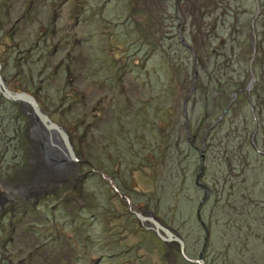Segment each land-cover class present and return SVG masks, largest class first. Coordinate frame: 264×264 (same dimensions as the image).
Wrapping results in <instances>:
<instances>
[{
    "label": "rangeland",
    "instance_id": "1",
    "mask_svg": "<svg viewBox=\"0 0 264 264\" xmlns=\"http://www.w3.org/2000/svg\"><path fill=\"white\" fill-rule=\"evenodd\" d=\"M255 1L0 0L3 75L67 129L76 153L48 157L26 107L0 93V264H188L135 213L156 215L199 259L204 198L209 239L218 231L206 264H224L227 239L239 242L225 263L264 264V155L252 145L255 131L264 150V0L257 16Z\"/></svg>",
    "mask_w": 264,
    "mask_h": 264
},
{
    "label": "water",
    "instance_id": "2",
    "mask_svg": "<svg viewBox=\"0 0 264 264\" xmlns=\"http://www.w3.org/2000/svg\"><path fill=\"white\" fill-rule=\"evenodd\" d=\"M256 2V6H257V12H255V16H257L260 12V6L258 5V0L255 1ZM251 37L252 38V53L253 55L251 56V61H250V65H249V70H250V83L247 87V91L250 92L251 89L254 88L255 85V80H256V72L253 69V64L255 61V53H256V43H257V38H256V27H255V22L251 23ZM3 63L0 60V93L1 95L6 98L9 101H13L14 103H21L23 106L26 107V112L30 114V117L36 119V121H38L39 123V130H41V132L43 133V138H48L49 141L50 139H52V136H54L55 134L57 135V139L59 137V141H60V147H58V143L56 140L54 143H52L53 145H55V147H57L58 150L57 151L58 154L62 155V154H66V157L70 156L71 159L73 160L76 157V153L74 151V144L71 141V137L69 135V132L67 131V129L60 125L58 122L53 121L50 117V114L48 112H46L45 109H43L40 105V101H38L37 97L32 93L25 91V90H21L17 91L15 89H13L12 87H10V83L7 82L6 78L3 75ZM249 100L251 102V95H249ZM21 105V106H22ZM252 106V115L255 117V113H254V105ZM30 110H29V108ZM185 115L187 116V112L185 111ZM188 117V116H187ZM33 130V128H32ZM255 133V131H254ZM253 133L252 136V145L255 149V151L259 152L260 154L264 155V150L260 149L259 145L256 144V140H255V134ZM56 153V154H57ZM62 153V154H61ZM47 154L48 157L50 158H54V154H53V149H49L47 150ZM202 161L205 159V157L202 155L201 156ZM203 188L207 190V187L202 184ZM206 198L202 199V202L200 203L199 207H198V220L201 223V225L204 228V231L206 232V236L204 238V247L201 251V255L199 259H195L192 258L190 255L186 254V243L184 241L183 236L176 232L173 228L169 227L168 225H164V223H162L160 221V219L154 215L153 213L149 212V211H144L147 213H135L138 216V219L140 221V224L144 227L147 228V230L152 231L153 234L157 235V237L165 244L167 243H171V242H175L176 244H179L180 247V252L183 255V257L189 262L194 263V264H206L205 259H204V250L206 249L207 245H208V238H209V234L210 232L208 231V227L205 223V221H203L202 219V204L204 203Z\"/></svg>",
    "mask_w": 264,
    "mask_h": 264
},
{
    "label": "trees",
    "instance_id": "3",
    "mask_svg": "<svg viewBox=\"0 0 264 264\" xmlns=\"http://www.w3.org/2000/svg\"><path fill=\"white\" fill-rule=\"evenodd\" d=\"M1 41H4L3 39H1ZM159 159V158H158ZM245 207V206H244ZM248 207H249V204H248ZM238 210V209H237ZM260 210H262V211H264V208H259V211ZM191 211V210H190ZM239 212V211H238ZM246 215V214H244L243 212H240L238 215ZM235 216V215H234ZM255 217H253L252 219H251V221L252 222H255ZM260 219V223H261V225H264V215L263 214H261V217L259 218ZM231 220H234V221H238L236 218H234V217H231ZM230 220V221H231ZM199 221V220H198ZM227 224H230V222H228ZM257 229H258V227H257ZM208 231H209V229H208ZM259 231L261 232V230L259 229ZM213 233H212V235H211V238L209 239L208 238V245H209V241L210 242H215V243H218L217 242V234H218V231H217V229H215V231H212ZM209 237H210V234H209ZM260 238H262V240L264 241V231H262V233H258L257 234V240L258 239H260ZM239 239H233V240H231V242L227 239V244L224 242V239H223V244L221 245L220 244V246H218V247H220V252L222 251V253H221V256H222V262L224 263V264H228V263H225L224 261H225V259L226 258H229V255H228V253L227 252H225V247L227 246V251H228V248H229V246H231L232 245V243L233 242H235V243H237V242H239L238 241ZM258 241H260V240H258ZM220 242H221V240H220ZM244 242H245V244L246 245H248V244H250V242H251V240H250V234H247L246 235V238L244 239ZM1 243V242H0ZM47 244V243H46ZM45 244V245H46ZM207 245V246H208ZM207 248V247H206ZM206 250V249H205ZM204 250V251H205ZM256 258H257V255H256V253H255V255H254ZM254 258V257H253ZM185 259L183 258V261H184ZM243 260V259H242ZM241 260V261H242ZM186 261V260H185ZM187 262V261H186ZM188 264H189V262H187ZM232 263V262H231ZM232 264H235V262L234 263H232Z\"/></svg>",
    "mask_w": 264,
    "mask_h": 264
},
{
    "label": "bare ground",
    "instance_id": "4",
    "mask_svg": "<svg viewBox=\"0 0 264 264\" xmlns=\"http://www.w3.org/2000/svg\"><path fill=\"white\" fill-rule=\"evenodd\" d=\"M34 127H33V130L35 129L36 130V132L39 130V123L36 121V119H34ZM40 132H41V130H39ZM38 133V132H37ZM42 133V132H41ZM43 134V133H42ZM42 150L43 149H53V153H57V151H55V150H58L57 149V147H55V145H53L52 143H54L56 140H58L57 139V135L55 134L54 136H52V139H50V141H49V139L48 138H43V136H42ZM57 143H58V147H60L59 145H60V141L58 140V141H56ZM55 144V143H54ZM55 149V150H54ZM46 154H47V152H46ZM62 154V153H61ZM57 155V154H56ZM64 156H65V154H63ZM65 158L67 159L68 157H66L65 156ZM69 160V159H68ZM67 160V161H68ZM58 161V160H57ZM62 161V160H61ZM71 161V160H70ZM53 162V161H52ZM52 162H50L51 164H54L55 165V163H52ZM73 162V161H72ZM73 163H75V162H73ZM57 168V167H56ZM144 214H146L147 215V213L146 212H144Z\"/></svg>",
    "mask_w": 264,
    "mask_h": 264
},
{
    "label": "flooded vegetation",
    "instance_id": "5",
    "mask_svg": "<svg viewBox=\"0 0 264 264\" xmlns=\"http://www.w3.org/2000/svg\"><path fill=\"white\" fill-rule=\"evenodd\" d=\"M251 49H252V47H251ZM256 50H257V49H256ZM27 188H28V187H26L25 190H26ZM20 192H21V190H20Z\"/></svg>",
    "mask_w": 264,
    "mask_h": 264
}]
</instances>
